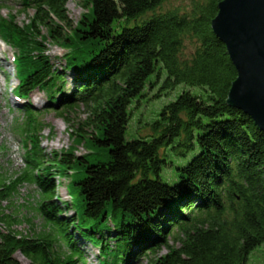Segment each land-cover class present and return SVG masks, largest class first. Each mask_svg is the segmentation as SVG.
<instances>
[{"label": "trees", "instance_id": "16d2710c", "mask_svg": "<svg viewBox=\"0 0 264 264\" xmlns=\"http://www.w3.org/2000/svg\"><path fill=\"white\" fill-rule=\"evenodd\" d=\"M169 1L84 0L88 12L76 28L69 0H22L34 10L24 25L0 7V39L17 51L16 97L28 101L39 89L53 108L92 103L85 122L91 133L77 129L72 135L107 156L95 162L74 158L71 147L34 175L44 162L36 141L42 123L23 107L28 169L10 185L0 182V202L22 182L37 185L38 210L55 235L29 239L0 231V264H22L19 253L30 264L84 263L78 239L99 250V264L133 263L149 254L152 264H248L264 243V132L228 104L237 70L212 29L223 0H186L185 8L163 10ZM49 41L66 50L64 67L52 62ZM161 67L167 72L164 88L186 84L201 92H183L163 107L148 137L126 140L133 106ZM167 148L179 157L194 152L174 184L161 178ZM72 165L86 175L70 183L68 203L56 199L54 176L69 174ZM72 192L80 196L79 209ZM58 240L68 253L55 249Z\"/></svg>", "mask_w": 264, "mask_h": 264}, {"label": "rangeland", "instance_id": "374dc122", "mask_svg": "<svg viewBox=\"0 0 264 264\" xmlns=\"http://www.w3.org/2000/svg\"><path fill=\"white\" fill-rule=\"evenodd\" d=\"M83 1L69 0L67 4L68 15L73 28L77 27L84 14L88 12L87 8L83 6ZM187 5L186 0H170L164 4L163 10L185 8L184 6ZM0 7L4 16L8 17L9 14H14L19 25L30 22L34 14L31 7L24 8L22 0H0ZM40 31L41 34L47 35L46 28H41ZM45 45L54 65L58 68L64 67L66 50L52 41L47 42ZM189 49L187 47L186 50L190 51ZM16 53V49L0 39V182L10 185L21 177L24 170L28 169L25 157L26 144L21 133V127L24 126L27 118L26 112L23 110L25 105L36 114L38 122L42 123L36 141L44 162L42 168L33 171L34 175H42L45 168L50 164L48 162L52 161L55 154L61 155L63 151L71 147H73L72 154L74 158L86 155L92 162L106 160V154L100 152L98 147L93 146L91 143H85L83 136L72 135L77 129H82L84 133H91L92 129L88 128L85 122L90 115L92 103L75 102L72 109L66 110L60 108V106L53 108L49 104L48 95L39 89L30 94L28 101L15 96V89L19 83L13 63ZM166 79L167 72L163 67L149 78L142 96L135 102L136 105L137 102L139 104L137 107L136 105L133 106L135 109L126 129V140L148 137L151 133V125L159 118L163 107L174 102L183 92L188 91L195 95L201 92L199 87L186 84H178L172 90H168L164 88ZM67 81V89L72 92L71 74L70 77L67 76ZM56 121L60 122V129L54 124ZM30 148H32V144L28 143L27 149ZM95 152L100 153L95 157L90 155ZM163 153L166 154L169 163L163 168L161 178L164 182L174 184L179 181L180 170L178 168L186 165L192 159L194 152L189 153L187 157H179L167 148L163 150ZM84 166H86V163ZM66 167L67 165L62 164L60 169L64 171ZM85 175L83 168L72 165L69 174L64 173L62 177L54 176L56 199L59 197L63 202L71 203L70 183L79 181ZM72 189L75 188L72 187ZM72 194L74 205L76 209H79L80 196L77 192H72ZM40 200V190L37 185L27 181L22 182L11 198L0 202V231L11 229L29 239L38 237L50 239L51 235H55V232L38 210ZM74 234L77 235L78 233L74 231ZM78 243L85 262L78 261L76 264H99V250L82 239H78ZM55 245V249L58 248L60 252L65 254L68 253L61 240H58ZM166 253L167 249L164 248L158 255L161 256ZM16 257L22 264H30V261L21 253L17 254ZM153 258L154 256L149 254L134 260L133 263L126 262L124 264H152ZM248 264H264V243L252 252Z\"/></svg>", "mask_w": 264, "mask_h": 264}, {"label": "water", "instance_id": "95a60500", "mask_svg": "<svg viewBox=\"0 0 264 264\" xmlns=\"http://www.w3.org/2000/svg\"><path fill=\"white\" fill-rule=\"evenodd\" d=\"M212 29L237 70L228 104L264 132V0H223Z\"/></svg>", "mask_w": 264, "mask_h": 264}, {"label": "bare ground", "instance_id": "6f19581e", "mask_svg": "<svg viewBox=\"0 0 264 264\" xmlns=\"http://www.w3.org/2000/svg\"><path fill=\"white\" fill-rule=\"evenodd\" d=\"M54 124L57 126L58 129L61 128V125H60V122H59V121H56ZM59 141H60V140H59Z\"/></svg>", "mask_w": 264, "mask_h": 264}]
</instances>
